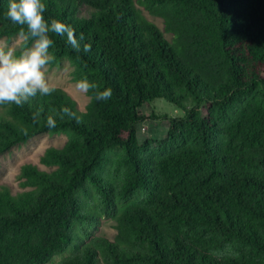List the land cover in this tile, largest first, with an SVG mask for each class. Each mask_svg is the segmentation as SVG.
I'll use <instances>...</instances> for the list:
<instances>
[{
	"label": "trees",
	"instance_id": "1",
	"mask_svg": "<svg viewBox=\"0 0 264 264\" xmlns=\"http://www.w3.org/2000/svg\"><path fill=\"white\" fill-rule=\"evenodd\" d=\"M42 3L45 20L80 43L77 52L49 33L50 67L66 61L72 82L113 95L87 93L84 111L59 88L0 105V154L38 134L65 137L41 155L48 170L21 167L22 192L0 188V264H264V0ZM8 5L0 0V40L18 37ZM156 99L184 115L166 119L164 139L140 143L139 111ZM63 107L80 122L61 119ZM104 221L113 240L99 234Z\"/></svg>",
	"mask_w": 264,
	"mask_h": 264
},
{
	"label": "clouds",
	"instance_id": "2",
	"mask_svg": "<svg viewBox=\"0 0 264 264\" xmlns=\"http://www.w3.org/2000/svg\"><path fill=\"white\" fill-rule=\"evenodd\" d=\"M45 11L46 6L42 0H9L6 16L14 25L20 26L17 43L22 50L16 55L15 47H8L7 50L0 47V105L15 104L22 107L37 95L49 96L55 91V87L46 78L49 66L55 61V57L49 53L54 44L49 33L66 35L67 42L73 49L80 51V43L74 30L57 20L46 21L43 15ZM79 40H83V35ZM29 41L32 42L31 47L26 46ZM83 48L88 52L91 45L85 44ZM75 87L85 94L92 92L89 99L96 101L110 100L113 95L111 88L100 91L97 84L90 83L87 79L77 81ZM60 114L61 119L67 115L80 122V117L70 108H61ZM33 118L38 120L39 113H35ZM46 124L50 129L55 128L56 120L49 116ZM21 130L26 134L25 129ZM228 252L230 248L223 252L213 251L211 254L219 259Z\"/></svg>",
	"mask_w": 264,
	"mask_h": 264
},
{
	"label": "rangeland",
	"instance_id": "3",
	"mask_svg": "<svg viewBox=\"0 0 264 264\" xmlns=\"http://www.w3.org/2000/svg\"><path fill=\"white\" fill-rule=\"evenodd\" d=\"M143 16L151 23L156 25L163 32V22L157 17L149 15L146 11L139 8ZM82 15L87 16L88 9L83 7L81 9ZM167 40L170 36L164 34ZM18 37L11 40L1 39L0 47L7 50L8 47H15L16 55L20 49L17 43ZM72 68L68 62L63 61L57 67H50L46 73L48 82L55 88L64 90L73 100L76 101L80 111L85 110L88 103V97L85 93L78 91L75 87L76 83L72 82L70 74ZM1 111V109H0ZM145 118L137 126V138L141 143L147 139H164L168 128V121L166 119L182 117L184 115L183 109L175 107L173 104L163 100L156 99L150 103H146L139 111ZM154 116V119L151 118ZM65 143L63 135H49L47 133L38 134L25 144L13 147L8 152L0 154V188L6 187L15 195L22 192L19 186V174L22 166L30 164L37 166L40 170H48L39 164V159L43 152L50 147L59 148ZM114 223L111 221H104L100 228V235L113 240L115 236ZM61 257H56L51 264H57Z\"/></svg>",
	"mask_w": 264,
	"mask_h": 264
}]
</instances>
